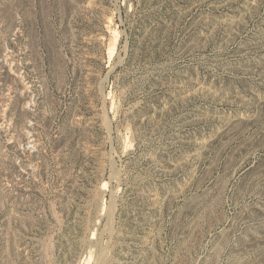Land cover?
<instances>
[{"label": "rangeland", "instance_id": "obj_1", "mask_svg": "<svg viewBox=\"0 0 264 264\" xmlns=\"http://www.w3.org/2000/svg\"><path fill=\"white\" fill-rule=\"evenodd\" d=\"M89 252L264 264V0H0V264Z\"/></svg>", "mask_w": 264, "mask_h": 264}, {"label": "bare ground", "instance_id": "obj_2", "mask_svg": "<svg viewBox=\"0 0 264 264\" xmlns=\"http://www.w3.org/2000/svg\"><path fill=\"white\" fill-rule=\"evenodd\" d=\"M114 34H115V31H114ZM115 38V37H114ZM114 49H113V47H111V48H109V51H108V53H109V55L111 56L112 55V53L114 52L113 51ZM104 186V185H103ZM85 264H88L89 262H91V253L89 252V255H86V257H85Z\"/></svg>", "mask_w": 264, "mask_h": 264}]
</instances>
